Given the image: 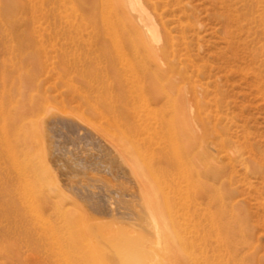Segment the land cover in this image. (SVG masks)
Wrapping results in <instances>:
<instances>
[{
    "label": "rangeland",
    "instance_id": "rangeland-1",
    "mask_svg": "<svg viewBox=\"0 0 264 264\" xmlns=\"http://www.w3.org/2000/svg\"><path fill=\"white\" fill-rule=\"evenodd\" d=\"M149 4L161 34L166 29L170 36L166 54L159 57L156 74L164 91L156 105L139 89L135 92L136 81L129 76L130 69L151 62V53L134 47L125 17L102 16L109 7L105 0H0V264H63L53 242L78 228L73 224L78 219L84 232L81 244L96 246L88 264H107L97 255L103 249L87 231L101 224V232L111 239L133 234L119 204L122 198L116 197L120 191L136 205L145 194L153 202L160 198L164 217L172 211L171 228L181 243L195 238L194 248L177 251L171 264H195L192 259L196 264H264V0ZM168 95L173 101L186 95L189 111L182 114L172 100L167 104ZM40 105L63 112L81 126L77 141L54 140L64 152L56 156L77 157L86 167V174L77 177L85 191L113 192L108 203L117 210L114 216L99 215L82 203L72 190L76 180L64 175L40 131L36 143L32 128L37 123L14 122L16 112L28 117L30 107L41 110ZM153 113L166 125L176 117L175 129L163 125L161 133ZM145 115L151 117L147 126L139 127L131 145L125 144L133 136L131 118ZM85 135L100 139L93 143ZM103 144L112 171L97 164ZM117 164L123 174L118 175ZM30 165L37 170L34 181ZM146 177L155 179L156 186H150L151 180L147 184ZM72 201L78 202L76 208ZM171 243L170 250L176 252Z\"/></svg>",
    "mask_w": 264,
    "mask_h": 264
},
{
    "label": "bare ground",
    "instance_id": "bare-ground-1",
    "mask_svg": "<svg viewBox=\"0 0 264 264\" xmlns=\"http://www.w3.org/2000/svg\"><path fill=\"white\" fill-rule=\"evenodd\" d=\"M109 7L107 9V12H103L102 16H104V13H106L108 16L105 17L106 19L108 17H110V15L112 16V14L114 15H121L123 17H125V24L126 27H128L129 31L131 32V35H133V40H132V44H134V47H144L143 49H147L149 50V52L151 53L150 55V63L147 65L145 64L144 66H141L138 69H130L129 71V76L131 77V79L133 81H136V85L137 88L135 89V92H138L139 89V93L148 96L151 98L153 105H156V103H158V101H162L160 100L163 96V91H164V87H158L159 81L157 79V69L159 68L158 62H160V58L159 57H164V55L166 54L168 45L169 43V35L166 32V29L164 31L163 34H161V30L159 29V24L157 23L156 19H155V15L153 13H151L148 9L147 6L150 5L149 4V0H146V4L144 3L143 0H105ZM153 3V2H152ZM114 6V10L113 8H111L112 6ZM106 6V5H105ZM111 6V7H110ZM154 6V5H152ZM100 8V7H99ZM154 9V7H153ZM157 10V9H155ZM156 12V11H155ZM101 16V17H102ZM102 17V18H103ZM116 17V16H115ZM158 17V16H157ZM160 17V15H159ZM115 19V18H114ZM121 18L118 19V22ZM161 18H158V20ZM122 20V19H121ZM102 21V20H101ZM106 21V20H104ZM161 21V20H160ZM102 24V23H101ZM122 24H124L122 22ZM163 28V27H162ZM164 30V29H163ZM127 31V30H125ZM129 34V32H126ZM130 35V34H129ZM149 36V38H148ZM131 37V36H130ZM132 38V37H131ZM152 40L153 45H151L149 43L150 39ZM121 48V47H120ZM119 49V48H118ZM135 50V48L133 49ZM125 51V50H124ZM120 52V51H119ZM171 54V53H170ZM124 56V55H122ZM126 59V58H125ZM160 60V61H159ZM126 62V61H125ZM110 63V62H109ZM160 64V63H159ZM186 70V69H185ZM127 71V70H126ZM174 80V79H173ZM177 82V81H176ZM170 83V82H169ZM193 88V87H192ZM194 89V88H193ZM184 90V89H182ZM184 93V91H183ZM189 93V92H188ZM22 94V93H21ZM138 94V93H137ZM165 94V93H164ZM177 94V93H176ZM185 94V93H184ZM167 95V94H166ZM140 96V95H139ZM175 97V96H173ZM137 98V97H136ZM143 98V97H142ZM147 98V97H146ZM172 100V98L168 95L167 96V104L169 103V101ZM141 100H139V103ZM143 101V100H142ZM173 101V100H172ZM147 102V101H146ZM148 103V102H147ZM190 99L184 95V97H181L179 100L175 99V101L172 102V106L174 107H178L181 108V110L184 111L189 109V105H190ZM124 104V103H123ZM146 104V103H145ZM144 104V105H145ZM44 105V104H43ZM49 105V104H48ZM147 105V104H146ZM149 105V104H148ZM158 105V104H157ZM34 106L30 107V112L28 113V115L24 113L28 116L25 117L23 113L18 114L19 112H16V115H18L16 117V120L14 121L16 124L17 123H23L26 120H28V122L32 121L33 123H39V126H35L32 128V132H33V137L35 139L36 137V133H38L39 131L42 132L43 136L46 139V143H48L49 147L52 149V158L55 160L56 163H60V166L63 168L64 170V175L67 176L68 178H72V180H76L73 182L72 185V190L78 194L81 199H82V203H84L88 208H90L93 212L99 214V215H103V216H114L117 213V210H115L114 208H112L113 206H110L109 202V198L111 196V194L113 192L109 191L108 189L104 188L103 191L100 194H95L94 191L90 190L89 191H85L84 189H82L79 184L77 183V177L79 175H85V171H86V167H84V165H82L80 162H78L76 159L74 158H69L67 160H64L63 158H61L60 156H56V153H60L62 151V147H60L61 149L58 148V144L59 142H54V140H59L62 141L65 138L75 142L78 140V137H76L75 135H77V133L79 131H81V126H79V124H77L76 122L72 121L71 118L69 119L68 116L65 117V114L60 111L61 114H59V112L57 113L54 109H52L50 106H44L43 108H41V105L39 108H41V110H35L33 108ZM53 107V106H52ZM188 107V109H187ZM37 108V107H36ZM54 108V107H53ZM147 108V107H146ZM28 109V108H27ZM56 109V108H55ZM151 109V108H150ZM191 110V109H190ZM18 111V110H17ZM146 111V110H145ZM189 111V110H188ZM28 112V111H27ZM111 112V111H110ZM156 112V111H154ZM66 113V112H65ZM191 113V112H190ZM143 114V113H142ZM41 115V116H40ZM79 115V114H78ZM154 117H152V120H156V125L159 126V130L162 133V130L164 128L163 125H165L168 130L170 129H175L176 127V117H172L170 123L166 124H162V121L160 118H158L156 116V114H154ZM70 116V115H69ZM187 116V115H186ZM192 116V114H191ZM40 119H39V118ZM80 117V116H78ZM82 117V116H81ZM28 118V119H27ZM35 118H38V122L35 121ZM76 118V117H75ZM82 119V118H81ZM132 131H130L133 136L131 137V140L129 139L128 141L125 142V144H129L131 145L133 143V141H135L137 139V131L139 129V127L143 126L146 127L147 126V122L151 120V117L148 116H143V117H132ZM76 121L77 118L75 119ZM128 122L127 125L129 127L130 124V118L128 117ZM192 120V119H191ZM14 122L11 126V128H14ZM82 123V122H81ZM188 123V122H187ZM192 123V122H191ZM84 125V124H83ZM82 125V126H83ZM86 126V125H85ZM189 126V125H188ZM191 127V126H189ZM16 128V127H15ZM88 128V127H85ZM196 128V127H195ZM193 128V129H195ZM90 129V128H89ZM92 130V129H91ZM94 130V129H93ZM92 130V131H93ZM129 130H131V128H129ZM197 130V129H196ZM192 131V130H191ZM198 131V130H197ZM196 131V132H197ZM94 132V131H93ZM97 132V131H96ZM170 132V131H169ZM92 133V132H91ZM168 134V133H167ZM171 134V133H170ZM191 134V133H190ZM194 134V133H193ZM14 135V134H13ZM38 135V134H37ZM79 135V134H78ZM39 136V135H38ZM94 136V135H93ZM131 136V135H130ZM170 136V135H169ZM192 136V135H191ZM100 137V136H99ZM81 138V137H80ZM88 138L89 141V136L85 135V139ZM130 138V137H129ZM36 139H38V137H36ZM42 139V138H41ZM44 139V138H43ZM96 140L97 138H93L91 136L90 140L93 142V140ZM100 139V138H99ZM99 139H97L96 141H98ZM171 141H175V139L172 138V134H171ZM40 138L37 141H39ZM126 140V139H125ZM90 141V142H91ZM103 141V140H102ZM101 141V142H102ZM41 142V141H40ZM39 142V143H40ZM72 142V144H73ZM157 142V141H156ZM174 142V143H175ZM193 142V141H192ZM35 143V146L37 145ZM38 143V145H39ZM42 143V142H41ZM40 143V145H41ZM94 143V142H93ZM55 144V145H54ZM62 144V142H61ZM97 144V143H96ZM106 144V143H105ZM173 143H171L172 145ZM37 145V146H38ZM102 145V143H101ZM174 145V144H173ZM43 146V145H42ZM62 146V145H61ZM80 146V145H79ZM107 146V145H106ZM106 146H102L101 150V154L97 157V164L102 166L103 168H105L106 170L112 171V168H114L113 166L111 167L110 165L111 160L109 161V157H111V155L105 151L106 150ZM91 147V146H90ZM97 147L98 144H97ZM39 148V146H38ZM43 149V148H42ZM125 149V148H124ZM63 150H65L63 148ZM159 150L162 151L161 148H159ZM110 152V151H109ZM44 153V151H43ZM57 153V154H58ZM64 153V152H61ZM60 153V154H61ZM126 153V152H124ZM46 154V153H45ZM98 154V153H97ZM63 155V154H62ZM65 155V154H64ZM126 155V154H125ZM43 156V155H41ZM48 156V155H47ZM66 156V155H65ZM82 156V155H81ZM45 157V156H43ZM50 157V156H49ZM50 157V158H51ZM59 157V158H58ZM64 157V156H63ZM125 157V156H123ZM46 159V158H45ZM91 159V158H90ZM113 159V158H112ZM41 160V158H40ZM115 160V159H113ZM112 160V161H113ZM90 161V160H89ZM42 162H43V158H42ZM86 162V161H84ZM93 162V161H92ZM116 162V161H115ZM114 162V163H115ZM87 163V162H86ZM130 163V161H129ZM43 164V163H42ZM48 164V163H47ZM92 164V163H91ZM96 165V164H95ZM118 165V164H117ZM116 165V166H117ZM44 166V169L46 168V165H42ZM59 166V165H58ZM97 166V165H96ZM29 167V166H28ZM31 172L33 174V176L31 175L30 179L31 181L35 180V176L34 173H36L35 171H37L35 169V167L33 165H30ZM126 167V166H125ZM130 167V165H129ZM131 168V167H130ZM129 168V169H130ZM43 169V170H44ZM117 169V168H116ZM29 170V169H28ZM40 170V169H39ZM42 170V171H43ZM46 170V169H45ZM132 171V169H130ZM136 170V169H135ZM50 171V170H49ZM97 171V168H96ZM105 171V170H104ZM128 171V170H127ZM40 172V171H39ZM48 172V171H46ZM45 172V173H46ZM89 172V171H88ZM93 172V171H92ZM90 172V173H92ZM122 172V173H120ZM123 169L121 166L118 165V175L119 174H123ZM136 172V171H135ZM40 174V173H39ZM43 174V173H42ZM47 174V173H46ZM94 174V173H93ZM104 174V173H103ZM112 174V173H111ZM139 174V173H138ZM136 173V179H140L137 178ZM63 175V174H62ZM88 175V174H87ZM102 175V173H101ZM114 175V174H113ZM132 175V172H131ZM93 176V175H92ZM99 176V175H98ZM103 176V175H102ZM135 176V175H134ZM91 177V175H90ZM108 177V176H107ZM114 177V176H113ZM140 177V176H139ZM142 177V176H141ZM50 178V177H49ZM67 178V179H68ZM92 178V177H91ZM94 178V176H93ZM97 178V177H96ZM110 178V177H109ZM112 178V177H111ZM145 178V176H144ZM148 179V177H146ZM154 178V176H153ZM34 179V180H33ZM105 179V178H104ZM69 180V179H68ZM117 180V179H116ZM133 180V179H132ZM144 180V179H143ZM152 181V178L150 179ZM149 179L147 180V184L148 181H150ZM184 180V179H183ZM58 181V180H57ZM90 181V180H89ZM95 181V180H94ZM105 181V180H103ZM119 181V180H118ZM136 182V180H134ZM139 181V180H138ZM155 181V179L152 181L151 185H153V182ZM52 182V181H51ZM56 182V181H55ZM185 182V180H184ZM189 182V181H188ZM54 183V182H53ZM93 183V182H92ZM124 183V182H122ZM141 182H139L140 184ZM190 183V182H189ZM108 184V183H107ZM112 184V183H110ZM114 184V183H113ZM59 185V184H57ZM88 185V184H87ZM90 185V184H89ZM100 185V184H99ZM144 185V183H143ZM155 185V183H154ZM153 185V186H154ZM158 185V184H157ZM93 186V184H92ZM110 186V185H109ZM113 186V185H111ZM139 186V185H138ZM146 186V185H145ZM156 186V185H155ZM154 186V187H155ZM62 186L58 187L61 188ZM85 187V186H84ZM137 187V185L135 186ZM54 188V187H53ZM52 188V189H53ZM89 188V187H88ZM92 188V187H91ZM111 188V187H110ZM152 188V187H151ZM158 188L160 189L159 185ZM62 189V188H61ZM69 189V188H68ZM139 189V187H138ZM145 189V188H144ZM58 191H60L59 189H56ZM115 190V189H114ZM137 190V189H136ZM142 190V189H141ZM153 190H155V188H153ZM180 190V189H179ZM62 191V190H61ZM65 191V190H64ZM139 191V190H138ZM145 191V190H144ZM150 191V190H148ZM166 191V190H165ZM164 191V192H165ZM67 192V191H66ZM121 192V193H120ZM118 193H116V197H120L122 199H119V204H121V206L123 207V209L125 208L126 210V214H128L127 216V221H129L127 223V225L130 226V228H132L134 230V232H132L133 234L131 235L129 232V237L126 234L127 238H121L120 237V233H119V238L124 239V240H120L117 239H111L109 237H106L105 234H103L101 232V228L99 227L100 225H90L88 227V233L91 234L95 239L93 240L95 245H97L98 247L102 248L104 252H102L101 254H97V255H101L100 257H102L107 264H171V259H174V256L177 254V251H179L180 253H186V247L191 248V250L194 248V243H195V238L193 240L189 239V237L187 238V240H185V242L182 244L181 241L179 240V238L177 237V234L174 233L173 228H171V224L173 225L172 219L170 214L171 212H167L169 214H167V217L165 218L162 211H161V207L159 202V199L157 196L156 198H158V202H153V198H149V194H145V196H141L142 197V201L137 205L134 203V201L132 200H128L126 199V196L123 194V191H120ZM141 192V191H139ZM57 193V192H56ZM64 193V192H63ZM61 193V194H63ZM143 193V192H142ZM146 193V192H145ZM154 195L155 192H152ZM162 193V192H161ZM160 193V194H161ZM66 194V193H65ZM165 194V193H162ZM161 194V195H162ZM151 195V194H150ZM151 195V196H152ZM156 195V193H155ZM154 195V196H155ZM159 195V194H158ZM65 196V195H64ZM69 196V195H67ZM70 196L72 197V195L70 194ZM75 196V195H74ZM125 196V197H124ZM164 196V195H162ZM62 197V195H61ZM76 197V196H75ZM166 197V195L164 196ZM162 197V198H164ZM184 198V197H183ZM189 198V197H188ZM187 198V199H188ZM64 198H62L61 200H63ZM68 199V197H67ZM70 199V198H69ZM72 199V198H71ZM77 199V198H75ZM74 199V200H75ZM186 199V198H185ZM184 199V200H185ZM73 200V199H72ZM73 200V201H74ZM111 200V199H110ZM140 200V199H139ZM66 201V200H65ZM70 200H68L69 202ZM72 201V203H73ZM155 201V200H154ZM165 201V200H164ZM77 202V201H76ZM188 202V200H187ZM190 202V201H189ZM46 202H43V204ZM47 203L49 204V202L47 201ZM78 203V202H77ZM76 203V204H77ZM169 203V202H168ZM186 203V202H184ZM75 203L71 204L74 205ZM75 204V205H76ZM135 204V205H134ZM189 203H187L188 205ZM52 205V204H51ZM74 205V206H75ZM81 205V204H80ZM183 205V204H182ZM186 205V204H184ZM187 205L184 208H187ZM45 206V205H44ZM73 206V207H74ZM79 206V205H77ZM49 207V206H47ZM66 207V206H65ZM70 207V206H69ZM168 207V206H167ZM166 210L169 209V207ZM50 208V207H49ZM76 208V206H75ZM80 208V207H79ZM78 208V209H79ZM83 208V207H81ZM47 209V208H46ZM182 209V208H181ZM71 209H69L70 211ZM81 210H85V209H81ZM89 210V209H88ZM48 210H45L44 212H46ZM63 211V210H62ZM76 211V210H75ZM170 211V209L168 210ZM37 212V211H36ZM72 212V210H71ZM83 212V211H82ZM48 213V212H46ZM80 213V212H79ZM85 213V211H84ZM39 214V212H38ZM41 214V213H40ZM70 214V212H69ZM76 214V213H75ZM178 212L175 213V215H177ZM189 214V213H188ZM37 215V214H36ZM78 215V214H77ZM84 215V214H83ZM91 215V214H90ZM166 215V214H165ZM74 216L73 214L70 215ZM85 216V215H84ZM83 216V218H84ZM39 217V216H38ZM75 217V216H74ZM80 217H82L80 215ZM77 216V218H80ZM189 217V215H188ZM86 218V217H85ZM41 222H42V218ZM64 219V218H63ZM93 219V218H92ZM106 219V218H105ZM109 219V218H108ZM112 219V218H111ZM44 220V219H43ZM73 220V219H72ZM89 220V219H88ZM87 220V221H88ZM114 220V219H113ZM118 220V219H117ZM193 219L190 220V223ZM63 222H67L68 219H64L62 220ZM71 221V219H70ZM69 221V222H70ZM83 222V219L81 220ZM90 221V220H89ZM97 221V220H96ZM112 221V220H111ZM126 221V220H125ZM68 222V223H69ZM98 222V221H97ZM72 223V222H71ZM84 223V222H83ZM89 223V222H88ZM91 223V222H90ZM101 223V222H99ZM110 223V222H109ZM73 224H76V226L78 228H75V230L70 229L68 231H66L64 234H62L58 239L54 240L53 242V247L56 251H58V255L62 258L61 262H63V264H88V263H92V249H94L96 246H89V245H82L81 242L82 237H84V232H80L82 230V228H79L81 222L80 219L78 220H74ZM112 224V223H111ZM71 225V224H69ZM88 225V224H87ZM83 226V225H82ZM81 226V227H82ZM86 226V225H85ZM117 226V225H116ZM121 227V226H119ZM124 227V226H123ZM173 227V226H172ZM39 228V227H38ZM105 228V227H104ZM103 228V229H104ZM129 228V229H130ZM84 229V226H83ZM102 229V230H103ZM116 229V228H115ZM114 229V230H115ZM130 229V230H132ZM87 230V228H86ZM105 230V229H104ZM123 230V229H122ZM132 230V231H133ZM45 231L46 229L44 227L41 226V234L40 237H44L45 239ZM107 231V230H106ZM119 231V230H118ZM105 232V231H103ZM112 232V231H111ZM117 233V231H115ZM123 233V232H122ZM136 233V234H135ZM53 235V233H51ZM86 234V233H85ZM88 234V236H89ZM114 235V234H113ZM137 235V236H135ZM54 236V235H53ZM51 236V238L53 237ZM87 236V235H86ZM85 236V241H86V237ZM108 236V235H107ZM33 237V235H32ZM112 237V236H110ZM115 237V236H113ZM197 237V236H196ZM193 238V237H191ZM90 239V238H89ZM190 240V241H189ZM53 241V238H52ZM174 241V244L176 245V252L170 250L169 244L171 242ZM40 242V241H39ZM43 242V239H42ZM88 242V241H87ZM92 242V241H91ZM34 243V242H33ZM31 244V243H30ZM172 244V243H171ZM43 247V246H42ZM92 247V248H90ZM34 248V247H33ZM40 248V246H39ZM172 248V247H171ZM174 248V249H175ZM34 250V249H33ZM38 250V249H37ZM42 250V249H41ZM97 250V249H96ZM95 251V249H94ZM99 251V250H98ZM35 252V251H33ZM39 252V251H38ZM97 253V251H95ZM42 253V251H41ZM94 254V253H93ZM39 255V254H38ZM33 256V255H32ZM42 256V255H41ZM95 256V254H94ZM99 257V256H98ZM99 257V258H100ZM171 257V258H170ZM95 260V259H94ZM197 259H192L191 262L195 263L194 261H196ZM103 263V262H102Z\"/></svg>",
    "mask_w": 264,
    "mask_h": 264
}]
</instances>
